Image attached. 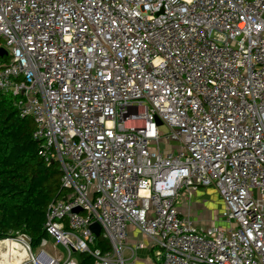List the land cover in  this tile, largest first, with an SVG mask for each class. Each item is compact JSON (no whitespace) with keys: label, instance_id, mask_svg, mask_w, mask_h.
Returning <instances> with one entry per match:
<instances>
[{"label":"built area","instance_id":"obj_1","mask_svg":"<svg viewBox=\"0 0 264 264\" xmlns=\"http://www.w3.org/2000/svg\"><path fill=\"white\" fill-rule=\"evenodd\" d=\"M0 49L65 189L26 262L125 264L133 225L156 264H264V0H0ZM208 186L229 227L180 210Z\"/></svg>","mask_w":264,"mask_h":264},{"label":"trees","instance_id":"obj_2","mask_svg":"<svg viewBox=\"0 0 264 264\" xmlns=\"http://www.w3.org/2000/svg\"><path fill=\"white\" fill-rule=\"evenodd\" d=\"M8 61L0 55V65ZM34 131L33 118L21 117L13 98L0 95V240L26 234L36 250L49 239L43 228L48 205L65 189L59 163H46L38 155ZM97 245L107 242L99 236ZM75 257L81 264H94L86 253Z\"/></svg>","mask_w":264,"mask_h":264},{"label":"crops","instance_id":"obj_3","mask_svg":"<svg viewBox=\"0 0 264 264\" xmlns=\"http://www.w3.org/2000/svg\"><path fill=\"white\" fill-rule=\"evenodd\" d=\"M198 193L199 190L197 191ZM180 210L184 213L190 212L192 218L198 223L207 225L208 220L203 218V211L198 209V205L193 202V199L189 203L182 202ZM128 232L129 235L125 241V249L123 252L125 264H156L154 251L149 246L148 237L133 225L129 227Z\"/></svg>","mask_w":264,"mask_h":264},{"label":"rangeland","instance_id":"obj_4","mask_svg":"<svg viewBox=\"0 0 264 264\" xmlns=\"http://www.w3.org/2000/svg\"><path fill=\"white\" fill-rule=\"evenodd\" d=\"M163 131H167L166 127H162ZM173 142L167 144L168 149H172V144ZM255 195L258 196L257 190L253 191ZM193 202L197 203L198 209L200 211H203V218L207 219V225H215L218 227H229L230 223L228 222L227 216H225L223 213L225 212V205L221 197L219 196L217 190L213 186H208V187H200L199 188V193L195 192V195L193 196ZM223 225V226H222ZM51 245L48 246V249H52V244H55L57 246L56 250L59 253H64L66 255L65 249L56 242L55 240H50ZM10 256L7 252L5 253H0V261H4L3 259H8L9 260ZM2 259V260H1ZM5 260V261H8ZM12 264H16L15 262ZM23 264H29L28 262H24Z\"/></svg>","mask_w":264,"mask_h":264},{"label":"bare ground","instance_id":"obj_5","mask_svg":"<svg viewBox=\"0 0 264 264\" xmlns=\"http://www.w3.org/2000/svg\"><path fill=\"white\" fill-rule=\"evenodd\" d=\"M5 252L9 254L10 258L9 260L3 259L4 261H0V264H12L14 262L16 264H23L27 261L26 253L23 251V246L16 241H12L11 239L0 240V253Z\"/></svg>","mask_w":264,"mask_h":264},{"label":"water","instance_id":"obj_6","mask_svg":"<svg viewBox=\"0 0 264 264\" xmlns=\"http://www.w3.org/2000/svg\"><path fill=\"white\" fill-rule=\"evenodd\" d=\"M7 52L4 49H0V55H6ZM92 229L94 230L95 234L97 235V237L100 236L101 234V226L96 222L92 224Z\"/></svg>","mask_w":264,"mask_h":264}]
</instances>
